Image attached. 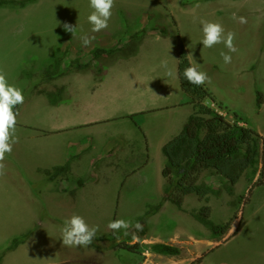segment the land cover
Wrapping results in <instances>:
<instances>
[{"label":"rangeland","instance_id":"rangeland-1","mask_svg":"<svg viewBox=\"0 0 264 264\" xmlns=\"http://www.w3.org/2000/svg\"><path fill=\"white\" fill-rule=\"evenodd\" d=\"M189 1L191 0H186L187 3ZM215 4L182 12L177 6V0H114L108 28L119 25L120 34H132L141 28L151 30L158 27L167 29L169 35L176 23L169 22L166 25L164 16H159V13L165 6L176 9L177 48L181 42L191 60L210 77V89L221 101L243 116L247 124L264 139V100L261 108L256 103V91L264 93V10L250 11L248 4L245 7L244 2L234 1L233 6L227 8L226 16L218 19L211 11L222 3ZM255 5L256 8L264 6L263 3ZM118 8L122 13L119 14ZM92 11L94 9L90 7V0H36L23 8L0 7V72L11 73L13 78L19 72L20 81L24 80L28 85L23 91L24 100L33 97L32 90H45L55 83L44 80L41 76L43 66L55 52L66 51L61 67L65 75L73 71L69 68L72 60L78 58L82 62L91 61V45L95 43L94 39H91L88 46H84L80 37L87 35L89 38H96L102 32L107 34L106 29L100 32L91 31L92 25L87 18ZM233 13L238 17H245L247 23L241 24L238 20H233ZM201 20L221 24L225 37L229 31L236 34L233 43L237 51L229 53L232 57L231 63L225 64L221 56V52L228 53L224 43L211 48L203 47ZM72 21L79 30L84 31L80 36L76 32V37L72 39L79 47L70 49L54 46L57 40L62 45H67L64 40L69 39L72 33L66 32L60 25L65 22L72 24ZM144 51V56L149 58L155 55L168 58L170 55L168 45L158 47L151 42L146 44ZM11 56L14 59L12 62ZM252 63L253 68L248 70ZM24 67L26 73H22ZM87 72L96 74L97 68L92 65ZM73 77L74 75L70 78ZM70 99L69 96L66 97L62 104H69ZM19 106L21 104H18V108ZM226 118L238 124L243 121L231 112H226ZM37 148L34 144L30 145V150ZM3 163L5 175L0 176V250L27 230H32V233L24 244L5 253L2 264H264L263 147L257 166L258 173L252 180H247L246 177L250 174H245L235 184L232 194L223 192L220 197L208 195L199 199L193 194L188 195L182 209L168 202L157 215L154 214L146 220V234L140 238L139 251L135 252L120 248L107 251L108 248L97 247V244L88 247L65 246L62 243V222L74 214L88 219L90 223L87 224L90 227H98L95 237L101 245L103 239L114 232L108 224L115 219H123L130 223V227L114 232L118 236L117 242L127 241L134 244L130 233L134 232L132 225L142 212L144 200L152 198L150 203L156 204L160 193L155 195L145 191L129 192L125 190L128 186L124 184V189L119 193L127 201L122 202L121 206L118 204L109 207L113 202L100 197L99 201L94 202L97 204L95 207H80L79 204L67 209L60 201H54L56 205L49 207L52 202L48 199H40V202L23 199L9 177V163L5 159ZM16 166L22 168L20 162ZM25 166H28L26 162ZM114 177L116 175L108 174L106 179L115 181ZM201 180L217 188L221 178L211 171H205ZM56 187L57 184L54 183L52 191ZM31 189L35 198L39 197L40 192H47L40 180L33 182ZM204 205L210 207V216L214 222L223 224L231 220V228L223 237L214 238L208 228L192 216L194 211ZM59 217L63 218L57 220ZM125 231L128 235H124ZM154 242L174 244L181 252L177 256L156 254L150 249Z\"/></svg>","mask_w":264,"mask_h":264},{"label":"crops","instance_id":"crops-1","mask_svg":"<svg viewBox=\"0 0 264 264\" xmlns=\"http://www.w3.org/2000/svg\"><path fill=\"white\" fill-rule=\"evenodd\" d=\"M234 1L244 2L243 6H249L250 11L264 10V6L256 8L255 5L264 4V0H191L190 7L183 6L187 3L186 0H177V6L182 12H191L198 6L208 7L212 3H222L214 10H209L219 19L226 16L227 8L232 7ZM175 11L176 9L165 6L159 13V16H164L166 25L169 22L176 23L169 35H163V29L158 27L146 29L139 39L137 53L118 58L106 68L103 77H99L97 72H78L71 67L73 71L68 75L63 72L62 76L52 79L55 83L43 91L64 88L67 97L71 98L69 104L53 105L44 93L32 90L33 97L25 99L19 106L14 133L18 143L12 145L10 154H5V161L10 164L8 171L13 187L18 189L23 199L35 202L48 199L52 202L49 207L56 205L54 201H60L68 209L79 204L80 207H95L97 204L94 202L99 201L100 197L113 202L109 207L118 204L121 206L122 202L127 201L119 193L124 189V184L128 186L125 190L129 192L161 194V169L164 161L161 147L181 130L193 112L191 99L182 91L178 77V21ZM73 23L72 21V25ZM120 28L119 25L107 28V34L102 32L94 38L95 43L91 47L108 48L124 44L129 39V33L120 34ZM76 29L79 33L77 36L83 35L84 31ZM75 37L70 35L69 39H65V46L59 40L55 41L54 46L77 48L79 44L72 42ZM60 40L62 41V36ZM150 42L158 47L168 45L169 57L144 56L145 46ZM157 51L158 49L156 53ZM187 55L191 65L202 71ZM12 61L14 59L11 56ZM165 61L167 68L176 73L175 76L166 75L167 70L162 66ZM93 66L96 67L94 63ZM252 66L253 63L248 70ZM18 73L14 78L11 73L4 74L7 83L21 89L23 94L28 85L24 80L20 81ZM205 85L215 98V102L206 98L205 104L225 118L226 112L236 113L243 120L239 125H248L243 116L216 96L208 82ZM32 144L38 148L30 150ZM67 160H70V171L66 175L50 179L43 172L62 165ZM18 162L21 163L22 170L16 166ZM108 174L116 175L115 181L106 179ZM39 180L47 192H40L39 197L35 198L31 193V185ZM54 183L57 187L52 191ZM167 203L163 204L161 210ZM64 221L65 219L62 223ZM85 221L90 223L88 219Z\"/></svg>","mask_w":264,"mask_h":264},{"label":"trees","instance_id":"trees-1","mask_svg":"<svg viewBox=\"0 0 264 264\" xmlns=\"http://www.w3.org/2000/svg\"><path fill=\"white\" fill-rule=\"evenodd\" d=\"M36 0H0V7L23 8ZM196 1V0H193ZM192 2L183 4L190 7ZM118 12L122 13L118 8ZM146 28L134 31L129 34V39L122 45L108 48L94 47L91 49L92 60L82 63L78 58L72 60L69 68L73 67L78 72H87L93 63L97 68V75L103 77L106 68L118 58L135 55L138 51L140 37L145 33ZM169 31L163 30V35H168ZM66 51L55 52L51 59L43 66L41 76L44 80H52L62 76V65ZM187 52L181 42L178 44V77L182 91L190 97L193 112L182 125L181 130L166 141L161 147L164 157L161 176L163 178L161 194L156 204H151L152 198L144 200L142 212L134 221L132 227L134 232L130 235L142 238L146 234V220L156 214L165 202L182 209L185 197L195 195L199 199L208 195L220 197L223 192L232 194L235 184L245 174L247 180H252L258 173V163L264 144L263 137L248 125L227 120L222 114L205 104V99L210 98L215 102L213 94L205 84L196 86L189 84L183 76V70L190 66ZM24 67L22 73H26ZM44 93L49 103L57 105L67 97L64 88L55 91L39 90ZM263 93L256 91V103L258 107L263 103ZM18 105L13 108L16 113ZM233 115H236L234 113ZM239 120H242L239 118ZM70 171V160L64 164L54 166L51 170H43L50 178L64 176ZM205 171H211L221 178L220 186L213 188L201 180V175ZM259 180V179H258ZM260 183V181H258ZM211 209L209 206H201L192 216L203 226L208 228L214 238L223 237L231 228V220L223 224H218L211 219ZM143 224V230L137 231L135 224ZM32 233V230L14 237L11 242L0 250V264L6 252L12 251L23 243ZM99 239L94 238L92 244L100 248L123 249L127 251H139L140 243L129 244L127 241H118V236L111 232L109 237L103 239L101 245L97 243ZM116 240V242L114 241ZM105 241V242H104ZM150 249L156 253L167 256H177L181 250L178 246L166 242H154Z\"/></svg>","mask_w":264,"mask_h":264},{"label":"clouds","instance_id":"clouds-1","mask_svg":"<svg viewBox=\"0 0 264 264\" xmlns=\"http://www.w3.org/2000/svg\"><path fill=\"white\" fill-rule=\"evenodd\" d=\"M90 7L94 9L88 16V22L92 25V32H100L108 28V21L112 16V8L114 7V0H90ZM233 20H238L239 23L245 24L247 20L243 16H237L236 13L232 14ZM203 39L201 41L204 48H211L216 44L224 43L228 49V53L221 52V56L225 64H229L232 61V57L229 53L236 52L237 48L233 41L236 37L234 32L229 31L227 36L224 35V28L221 24L215 22H209L201 20ZM63 28L66 32L72 33V36L76 34V25L63 23ZM82 44L88 46L91 43V39L87 35L80 37ZM162 66L167 70L166 75L173 77L176 75L171 69L167 68V62H162ZM183 76L189 84L201 86L206 82H210L206 72L199 71L197 66H188L183 70ZM24 102V96L22 90L14 86H10L7 83L6 76L3 72H0V176L5 175V165L3 163L5 154L12 152V145L18 143V138H14L16 116L18 113L13 112V108ZM108 227L114 232H118L120 229H129L130 223L123 219H115L108 224ZM137 231L143 230V224L137 222L135 224ZM234 231V226H232ZM98 227H90L85 219L80 215H72L69 219L64 221L62 228V243L68 247H88L92 244ZM124 235H128L125 231ZM138 236H133L134 242H139Z\"/></svg>","mask_w":264,"mask_h":264}]
</instances>
